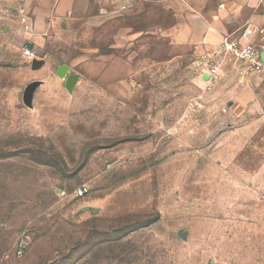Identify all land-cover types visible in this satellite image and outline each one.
Wrapping results in <instances>:
<instances>
[{
    "label": "rangeland",
    "instance_id": "rangeland-1",
    "mask_svg": "<svg viewBox=\"0 0 264 264\" xmlns=\"http://www.w3.org/2000/svg\"><path fill=\"white\" fill-rule=\"evenodd\" d=\"M255 27L264 0H76L41 69L0 29V264H264V78L194 66Z\"/></svg>",
    "mask_w": 264,
    "mask_h": 264
},
{
    "label": "built area",
    "instance_id": "built-area-1",
    "mask_svg": "<svg viewBox=\"0 0 264 264\" xmlns=\"http://www.w3.org/2000/svg\"><path fill=\"white\" fill-rule=\"evenodd\" d=\"M125 9L126 6H123L122 10ZM107 13V10H101L102 15ZM17 14L21 25L30 32L29 12L24 6H20ZM23 56L33 61L36 53L25 47ZM227 65L235 66V70L242 76L255 75L264 78V27L249 28L240 37H224L217 45L202 53L194 63L209 86L221 79ZM191 106L201 108L202 104L195 102L191 103ZM89 192V187L82 184L76 190V197L84 198Z\"/></svg>",
    "mask_w": 264,
    "mask_h": 264
},
{
    "label": "crops",
    "instance_id": "crops-1",
    "mask_svg": "<svg viewBox=\"0 0 264 264\" xmlns=\"http://www.w3.org/2000/svg\"><path fill=\"white\" fill-rule=\"evenodd\" d=\"M20 6H24L30 14V32H27L20 23L17 14V9ZM75 7L76 0H0V29L6 39L13 38L23 41L24 48L28 47L37 53L42 44L47 43V40L58 34L60 26L62 28L69 26V20L72 18ZM189 37L187 43H202L200 39L195 40L193 37L189 39ZM206 43L210 44L209 38H207ZM37 59L34 60L42 64L46 63L43 59ZM59 69L60 67L57 68V73ZM69 72L70 69L68 68V75H72ZM78 75L79 78L73 83L72 89L80 80V74Z\"/></svg>",
    "mask_w": 264,
    "mask_h": 264
},
{
    "label": "water",
    "instance_id": "water-1",
    "mask_svg": "<svg viewBox=\"0 0 264 264\" xmlns=\"http://www.w3.org/2000/svg\"><path fill=\"white\" fill-rule=\"evenodd\" d=\"M33 63V68L34 69H38L40 68V62H37L36 60H33L32 61ZM58 76L66 79V88L67 90L70 92L72 91V85L75 81L78 80L79 78V75L78 74H72V75H68V67L67 66H61L60 69L58 70ZM186 238V234L185 233H182L181 234V239L182 240H185Z\"/></svg>",
    "mask_w": 264,
    "mask_h": 264
}]
</instances>
